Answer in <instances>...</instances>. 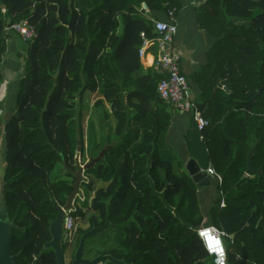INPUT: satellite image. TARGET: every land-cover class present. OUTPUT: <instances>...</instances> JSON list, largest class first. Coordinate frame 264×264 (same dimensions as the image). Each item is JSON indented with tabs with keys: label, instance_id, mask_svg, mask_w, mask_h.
Returning a JSON list of instances; mask_svg holds the SVG:
<instances>
[{
	"label": "trees",
	"instance_id": "trees-1",
	"mask_svg": "<svg viewBox=\"0 0 264 264\" xmlns=\"http://www.w3.org/2000/svg\"><path fill=\"white\" fill-rule=\"evenodd\" d=\"M171 1L0 0V63L7 22L26 20L37 34L27 44L15 110L4 124L5 202L16 226L10 250L20 254L15 264H39L34 258L50 239L49 224L57 215L52 203L63 206L72 190L62 162L75 169L78 142L82 159L106 151L87 171L106 186L97 188L90 205L82 202L71 212L80 220L90 208L98 214L87 218L77 244L82 234L109 222L86 241L87 259L215 264L196 234L214 226L226 234L227 264H264V0H206L196 12L214 44L202 69L186 79L190 87L197 85L194 101L208 121L200 135L222 178L216 186L222 197L210 207L207 224L198 187L177 168V156L165 142L171 113L156 91L163 76L150 68L135 77L141 32L156 36L138 8L144 3L151 11H165ZM86 91L102 96L96 104H109L103 119L115 125L107 134L101 125L99 132L87 126L84 150L78 103ZM254 145L252 166L260 174L248 177L246 158ZM56 169L64 177L50 181ZM81 186L92 191L90 182ZM53 257L45 252L40 264H54Z\"/></svg>",
	"mask_w": 264,
	"mask_h": 264
},
{
	"label": "crops",
	"instance_id": "crops-1",
	"mask_svg": "<svg viewBox=\"0 0 264 264\" xmlns=\"http://www.w3.org/2000/svg\"><path fill=\"white\" fill-rule=\"evenodd\" d=\"M172 1V4H165V11H151L144 3L141 4L138 10L141 11L144 16L149 18L151 22L155 20H166L167 13L169 11L172 12L173 20L177 26V32L174 36L171 46L181 55L180 69L182 74L188 77L202 69L206 62V54L214 44V39L210 37L205 30L199 27L196 19L197 9L206 0ZM2 9L5 11L4 8H1V12ZM118 21L120 24L119 17ZM119 30L120 25L118 31ZM148 39L150 41L152 40V42L147 44L142 43L139 49L140 68L135 72L136 78L145 76L148 69L150 68L160 72L157 70L156 65L162 52L154 40L155 37ZM5 44V52L2 54L0 63V149L3 146L0 154L1 157L3 156L2 153L4 152L5 148L4 124L10 119L15 110V96L18 90L17 85L19 86V79L22 76V68L24 66V58L26 57L28 46L13 33H7V36L5 37ZM141 51L142 54H140ZM197 93V85L192 83L190 87V99L194 101V96ZM99 100L103 101V98L97 92L86 91L82 96L81 102L78 103V109L82 111L83 115V110L85 108L92 109V106H94V104ZM104 105L105 109L110 110L108 103L104 102ZM111 121L114 120L112 119ZM114 125L115 122H113V126ZM95 129L97 132L100 131L98 127ZM109 130V128H103L101 129V133L107 134ZM83 131L84 150H86L87 132L89 131V128L85 127ZM165 142L172 152L177 156L179 163L176 165L180 170L185 171V164L189 158L193 159L205 173L208 168L213 169L210 161L207 158L206 149L203 145L200 132H198L193 120L188 113L174 115L171 114V122L167 129ZM79 160L81 164H84L80 154ZM85 180L86 183L88 181H93L95 185H97V188H103L106 186V183L95 179L92 175L86 174ZM217 185L220 186L221 183H218V181L212 177L211 185L209 187H198L196 192L198 205L204 224L209 221L210 207L214 205L215 201L219 198V195L222 197L221 193L218 194L216 190ZM207 198L209 199V205L205 211H202V203L206 202ZM223 206L224 200L221 198L220 207Z\"/></svg>",
	"mask_w": 264,
	"mask_h": 264
},
{
	"label": "built area",
	"instance_id": "built-area-1",
	"mask_svg": "<svg viewBox=\"0 0 264 264\" xmlns=\"http://www.w3.org/2000/svg\"><path fill=\"white\" fill-rule=\"evenodd\" d=\"M2 13L5 14L3 9ZM152 23L153 31L156 35L154 40L162 52L156 65L157 70L163 76L157 83V94L164 103L169 105V110L172 115L188 113L198 132L201 133L207 127L208 121L203 118L195 102L190 99V85L180 69L181 55L171 46L177 32V26L173 20L172 12L169 11L167 13L166 20H155ZM4 31L17 35L26 44L34 40L37 36L34 27L26 20L12 24L7 22ZM140 37L143 44L152 42L143 32L140 34ZM140 54H142V51ZM206 173L215 178L218 183H221V177L213 169L208 168ZM208 228L209 226L200 227L196 231L197 237L200 239L207 255L213 258L215 264H227L226 248L223 243V237L226 234L222 230L212 226V232L219 238V250H217L216 245L206 244V237L203 236L202 230ZM62 229L63 242H71L76 231V220L71 213L65 215Z\"/></svg>",
	"mask_w": 264,
	"mask_h": 264
},
{
	"label": "water",
	"instance_id": "water-1",
	"mask_svg": "<svg viewBox=\"0 0 264 264\" xmlns=\"http://www.w3.org/2000/svg\"><path fill=\"white\" fill-rule=\"evenodd\" d=\"M153 106V104H151ZM257 148V145H254L248 152L246 158V176L259 175L260 169H254L252 166V160L254 152ZM105 149H102L101 152L95 157H90L88 162L84 165H81L79 160L80 154V142L77 143V154L75 156V169L71 170L67 167L66 163L63 161V169L66 170L73 178L71 185V192L66 197V202L63 206H59L56 202H53L52 205L57 211V215L54 220L49 224V235L50 240L44 244V248H50L54 252V261L56 264H64L63 256V229L62 223L65 215L71 213L75 210V203L77 199L80 198L82 192L80 186L82 182L85 181V176L87 171L93 168L105 154ZM185 171L190 176L191 180L196 184L197 187H209L211 185L212 177L205 173L201 168L196 164L193 159H188L185 164ZM109 228V222L107 221L103 226L97 228H91L87 232L81 235L79 239L78 246L73 255V261L70 264H125L121 260L114 259L110 255H98L92 259L84 258L85 243L90 237L103 233ZM16 229V226L12 220H10L7 205L5 202V181L4 173L0 177V264H14V261L19 257V254L11 255L10 250V237L12 231ZM230 238H233L234 235H230Z\"/></svg>",
	"mask_w": 264,
	"mask_h": 264
},
{
	"label": "rangeland",
	"instance_id": "rangeland-1",
	"mask_svg": "<svg viewBox=\"0 0 264 264\" xmlns=\"http://www.w3.org/2000/svg\"><path fill=\"white\" fill-rule=\"evenodd\" d=\"M24 56H25V54H24ZM17 88H18V85H17ZM92 107H93L92 109L85 108L83 110V112H84L83 113L84 128L87 126H90V125H93L94 127L101 125L102 129L103 128L111 129V127H113V122L111 120L105 121L103 119V109L105 108V105L104 104L99 105V104L95 103L94 106H92ZM2 149H3V146L0 149V154H1ZM4 150H5V148H4ZM87 162H88V159H86L84 157L83 163L86 164ZM177 163H179V162L177 161ZM84 164H81V165H84ZM4 171H5L4 158H3V156L2 157L0 156V177H2ZM59 177L63 178L64 173L62 171H59V169H56L50 174L49 179H50V181H53ZM72 180H73V178H72ZM84 182H86V180ZM88 182L91 183L92 191L88 192V190L86 188H84V186H81L80 190L82 192L83 197L81 195L80 198L77 199V201L75 203L76 208L81 207L83 204L82 202H85V204H87V205H90V203H91V200L94 196V192L97 190V185H95V183H93L91 181H88ZM208 205H209V199L207 198L206 202L202 203V211H205L207 209ZM93 215L98 217V214L96 213V211H94L92 208H90V210L85 212V218L84 219L80 220V219H77L76 217H74V219L76 220L75 239L78 236V233L80 230L86 229L88 227L87 218H89L90 216H93ZM63 244H64V249L66 248V256H69L70 253L73 252V250L76 248V244L74 243V245H73L72 241L71 242L65 241V242H63Z\"/></svg>",
	"mask_w": 264,
	"mask_h": 264
},
{
	"label": "flooded vegetation",
	"instance_id": "flooded-vegetation-1",
	"mask_svg": "<svg viewBox=\"0 0 264 264\" xmlns=\"http://www.w3.org/2000/svg\"><path fill=\"white\" fill-rule=\"evenodd\" d=\"M11 234H12V233H11ZM49 240H50V239H49ZM49 240H48V241H49ZM48 241H47V242H48ZM71 241H72L73 245H74V243L76 244V248H77L78 244L76 243L75 235H74V237H73V239H72ZM47 242H46V243H47ZM78 243H79V242H78ZM42 248H43V251L40 253V255L34 258V261H38L39 264H40L41 262H43V259H41L40 257H41L45 252H47V251H51V252L53 253V256H54V252H53L50 248H46V249L44 248V244H43ZM76 248L73 250V252L70 253L69 256H66V248H65V249L63 248L64 264H70V263L73 261V255H74V252H75ZM17 254H19V253H17ZM11 255H15V254H11ZM19 255H20V254H19ZM83 257L86 258V257H85V254L83 255ZM16 260H17V259H16ZM16 260H15V261H16ZM53 260H54V257H53ZM15 261H14V264H15ZM33 263H34V262H32L31 264H33ZM54 264H56L55 261H54ZM105 264H110V263H105Z\"/></svg>",
	"mask_w": 264,
	"mask_h": 264
},
{
	"label": "clouds",
	"instance_id": "clouds-1",
	"mask_svg": "<svg viewBox=\"0 0 264 264\" xmlns=\"http://www.w3.org/2000/svg\"><path fill=\"white\" fill-rule=\"evenodd\" d=\"M202 234L206 237V244L216 245L217 250H219V238L212 232V226H209L206 230H202Z\"/></svg>",
	"mask_w": 264,
	"mask_h": 264
}]
</instances>
